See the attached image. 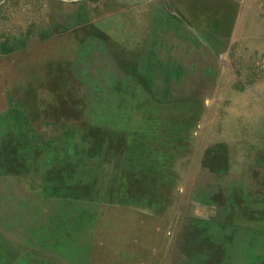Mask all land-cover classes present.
Here are the masks:
<instances>
[{"label": "rangeland", "instance_id": "obj_1", "mask_svg": "<svg viewBox=\"0 0 264 264\" xmlns=\"http://www.w3.org/2000/svg\"><path fill=\"white\" fill-rule=\"evenodd\" d=\"M259 190L264 0H0V264H264Z\"/></svg>", "mask_w": 264, "mask_h": 264}, {"label": "crops", "instance_id": "obj_2", "mask_svg": "<svg viewBox=\"0 0 264 264\" xmlns=\"http://www.w3.org/2000/svg\"><path fill=\"white\" fill-rule=\"evenodd\" d=\"M245 197L251 199V200H248L247 202L253 201V202H256L259 205H261V204L264 203V190H259V192H255V193H253L251 195L247 194V196H244V198ZM251 219H254V221L252 223L259 224V226L244 227V230H248L254 236L253 239H252V242H253L252 244L261 248V245H262V241L261 240H262V236H264V214L259 212V214L254 215ZM235 232H236V230H235ZM252 244H250V245H252ZM37 250H38V252H42V247H40V248L36 247L35 252H37ZM34 257H37L36 254H34ZM18 259L19 258H15V260L12 261L10 264H16V261H19ZM58 261H56V262L57 263H61L60 259ZM245 261H247V263H245V264H251L252 260H250V259L247 260L246 259Z\"/></svg>", "mask_w": 264, "mask_h": 264}]
</instances>
